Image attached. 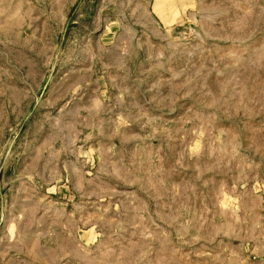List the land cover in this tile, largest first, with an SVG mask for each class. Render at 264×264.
I'll use <instances>...</instances> for the list:
<instances>
[{
	"label": "rangeland",
	"instance_id": "obj_1",
	"mask_svg": "<svg viewBox=\"0 0 264 264\" xmlns=\"http://www.w3.org/2000/svg\"><path fill=\"white\" fill-rule=\"evenodd\" d=\"M0 264H264V0H0Z\"/></svg>",
	"mask_w": 264,
	"mask_h": 264
},
{
	"label": "crops",
	"instance_id": "obj_2",
	"mask_svg": "<svg viewBox=\"0 0 264 264\" xmlns=\"http://www.w3.org/2000/svg\"><path fill=\"white\" fill-rule=\"evenodd\" d=\"M8 242L10 243V244H8V245H13L12 243H11V238L9 237L8 238ZM23 246V245H22ZM20 247V246H18V247H15V249H13L12 248V250H11V252H17L19 255L20 254H23L24 252H26V250H29V252H30V249H27L26 247ZM13 247H14V245H13ZM32 252H33V258H35L36 259V262H40L41 263V261H42V258H39L38 259V261H37V244L35 245V247H34V249L32 250ZM39 252H40V250H39ZM11 254V253H10ZM40 257V256H39ZM22 262H25L26 261V259H23V260H21ZM20 261V262H21Z\"/></svg>",
	"mask_w": 264,
	"mask_h": 264
}]
</instances>
